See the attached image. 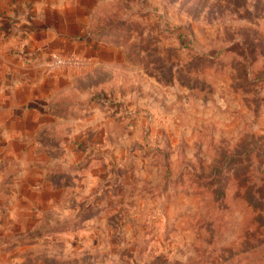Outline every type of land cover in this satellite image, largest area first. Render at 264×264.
<instances>
[{
  "label": "rangeland",
  "instance_id": "1",
  "mask_svg": "<svg viewBox=\"0 0 264 264\" xmlns=\"http://www.w3.org/2000/svg\"><path fill=\"white\" fill-rule=\"evenodd\" d=\"M0 264H264V0H0Z\"/></svg>",
  "mask_w": 264,
  "mask_h": 264
},
{
  "label": "built area",
  "instance_id": "2",
  "mask_svg": "<svg viewBox=\"0 0 264 264\" xmlns=\"http://www.w3.org/2000/svg\"><path fill=\"white\" fill-rule=\"evenodd\" d=\"M54 63H56L57 65H69V66H74L75 64L77 65L78 63L76 62L77 60L74 59H60L57 57H54Z\"/></svg>",
  "mask_w": 264,
  "mask_h": 264
},
{
  "label": "crops",
  "instance_id": "3",
  "mask_svg": "<svg viewBox=\"0 0 264 264\" xmlns=\"http://www.w3.org/2000/svg\"><path fill=\"white\" fill-rule=\"evenodd\" d=\"M32 56H34V55H32Z\"/></svg>",
  "mask_w": 264,
  "mask_h": 264
}]
</instances>
